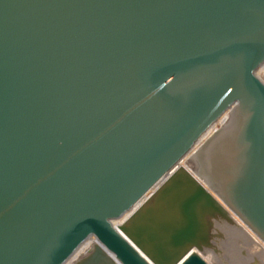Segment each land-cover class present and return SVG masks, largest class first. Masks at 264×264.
I'll use <instances>...</instances> for the list:
<instances>
[{"label":"water","instance_id":"obj_1","mask_svg":"<svg viewBox=\"0 0 264 264\" xmlns=\"http://www.w3.org/2000/svg\"><path fill=\"white\" fill-rule=\"evenodd\" d=\"M263 68L264 0H0V264L264 244Z\"/></svg>","mask_w":264,"mask_h":264},{"label":"rangeland","instance_id":"obj_2","mask_svg":"<svg viewBox=\"0 0 264 264\" xmlns=\"http://www.w3.org/2000/svg\"><path fill=\"white\" fill-rule=\"evenodd\" d=\"M261 76L264 77L263 74ZM239 223L245 228L240 221ZM218 230L222 235V238L217 241L218 253L212 252L213 254L209 256L204 254L210 264H264L261 257L256 255V259L252 258L253 256L249 257V249L252 248V243L245 237L246 235L244 236L239 232V229L232 225L223 224L218 226Z\"/></svg>","mask_w":264,"mask_h":264},{"label":"bare ground","instance_id":"obj_3","mask_svg":"<svg viewBox=\"0 0 264 264\" xmlns=\"http://www.w3.org/2000/svg\"><path fill=\"white\" fill-rule=\"evenodd\" d=\"M262 74L264 75V68H263V70H262ZM261 74V75H262ZM188 163V161L186 160V161H184L183 162V166L184 167H186L191 173H193L187 166H186V164ZM194 174V173H193ZM231 216H232V218H233V220H234V228H236V229H239V232L241 233V234H243L245 237H247L250 241H251V243H252V248L251 249H249V257H251V256H253L252 258H254V259H256V256L257 257H261L262 258V262H264V244L251 232V231H249V229H247L246 227L244 228L242 225H240V223H239V219L238 218H236L234 215H232L231 214ZM239 220V221H238ZM241 222V221H240ZM242 223V222H241ZM243 224V223H242ZM244 225V224H243ZM245 226V225H244ZM240 236V235H239ZM245 251V250H244ZM253 252H256L255 254L253 253ZM204 254H206V255H210V254H213L212 253V251H210V250H206L204 253H203V256H204ZM254 254V255H253ZM256 255V256H255ZM207 256V257H208ZM205 259H206V257H205ZM258 260V259H257ZM206 261H207V259H206ZM209 263V262H208Z\"/></svg>","mask_w":264,"mask_h":264}]
</instances>
